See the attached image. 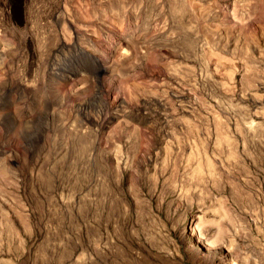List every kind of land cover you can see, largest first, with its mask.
<instances>
[{
  "label": "rangeland",
  "instance_id": "374dc122",
  "mask_svg": "<svg viewBox=\"0 0 264 264\" xmlns=\"http://www.w3.org/2000/svg\"><path fill=\"white\" fill-rule=\"evenodd\" d=\"M0 264H264V0H0Z\"/></svg>",
  "mask_w": 264,
  "mask_h": 264
}]
</instances>
